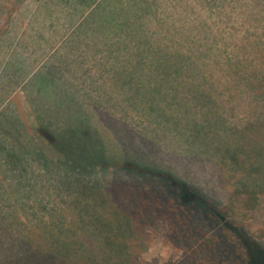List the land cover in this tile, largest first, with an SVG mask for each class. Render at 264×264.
<instances>
[{"label": "trees", "instance_id": "16d2710c", "mask_svg": "<svg viewBox=\"0 0 264 264\" xmlns=\"http://www.w3.org/2000/svg\"><path fill=\"white\" fill-rule=\"evenodd\" d=\"M237 1L54 0L44 10L50 14V27L56 35L66 24L73 26L75 19L83 18L73 27L75 32L67 40L66 47L89 41L90 46L85 45L86 50L98 54L94 63L97 71L99 75L104 73L109 76L103 83L108 91L100 92L99 95L101 103L111 98L116 101L122 98L123 112L117 118L132 119L136 133L150 141L163 133L166 140L174 143V147H178L180 140H185L192 144L189 148L195 146L196 155L202 156L208 154L209 140H219L222 154L220 161H224L223 171H245L252 176L249 185L245 184L244 189L234 191V199L240 201L243 207L254 209L258 203L255 185L264 189V184L255 181V173L264 172V134L257 133L262 130V121L257 129L246 134L237 122L222 119L211 99L216 88L210 81L217 68L229 73L228 81H232V87L241 91L248 87L264 99V0L249 1L250 5L244 4L243 0L237 4ZM88 8L89 12H86ZM57 58L62 60L65 54L62 57L58 55L56 61ZM55 60L36 75L32 84H37V92L43 88L68 85V79L61 80L55 76L54 71L60 70L55 69L58 65L54 64ZM149 91L153 97L146 93ZM123 92H127L126 97L120 96ZM135 104L139 106L135 107ZM182 109L185 117L191 118L190 126L178 120L182 117L179 113ZM37 116L38 120L33 118L31 122L33 131L12 124L2 127L4 137H0V160H3L4 170L12 172L18 168V161L27 158L26 153L31 152L32 135L37 136L33 127L45 128L53 134L58 129L59 125H51L48 114L39 112ZM87 117L90 118L91 114ZM8 128L13 129L12 134L5 136L4 131ZM16 128L25 129L27 138L18 134ZM55 137L59 138L58 135ZM25 140H31V144L24 146ZM36 141H33L37 146L36 151L48 154L50 157L44 158L49 160L54 169L56 165L52 162H59V170L68 167L73 183L70 189L80 191L75 193L79 204L92 205L93 213L102 212L104 208L101 214L107 216H103V220H72L74 229L76 226L82 230H91L94 236L96 234L103 238V242L95 252L83 255V252L76 251L77 254H74L73 250L80 248L77 242L82 243L75 239L63 246L64 237L59 239L53 233L59 228L53 222L48 223L49 232L45 229V234L40 238L28 234L22 226L27 223L34 232L32 228L45 225L14 219L0 220L2 235H11L14 239L24 241V258L6 264H107L110 258L117 260L115 264L136 263L137 256H132V252L136 249L134 253L140 254L144 250V241L147 239L144 223L147 220H166L171 233H174V221L189 218L188 211L194 208V204L191 207L188 202L180 199H161L151 189V185H147L148 190H141L131 183L103 181V175L88 190L83 178L86 168L96 166L118 169L124 167L123 162L119 167L113 158H99L97 152H94L92 156L80 160L81 167L75 168L73 162L79 159L76 156L68 161L70 166L64 160L59 161L62 153L56 152L62 151L64 147L56 143L52 146L57 150L54 152L44 141L42 133L39 139L36 137ZM179 154L193 158L192 152L184 149ZM22 162L23 170L20 173L27 168ZM4 170H0L2 183L8 177ZM156 177L169 186L176 185L167 177L159 174ZM10 178L12 182L16 181L14 174ZM2 183L0 190L3 186H12L11 181L10 184ZM97 198L100 199L98 205L95 203ZM210 207L208 210L214 215ZM15 214L12 212V215ZM57 215L63 216L61 212ZM57 225L60 226L59 223ZM70 247H73L72 252ZM249 259L246 254L241 264H246Z\"/></svg>", "mask_w": 264, "mask_h": 264}, {"label": "rangeland", "instance_id": "374dc122", "mask_svg": "<svg viewBox=\"0 0 264 264\" xmlns=\"http://www.w3.org/2000/svg\"><path fill=\"white\" fill-rule=\"evenodd\" d=\"M249 1L253 2L243 0L244 4H249ZM53 3L54 0H0V137H4L2 129L9 124L33 131V118L38 120L37 115L43 112L50 117L51 125H59L58 129L53 134L45 128H33L36 137L39 139L42 133L44 141L54 152L57 151L52 147L54 144L64 147L56 152L62 153L59 161L64 160L68 164L72 156H76L79 159L74 160L73 166L77 168L82 166L81 159L97 152L99 158H113L119 167L123 162L124 167L118 169L86 168L85 176H82L88 190L103 175V181L131 183L141 190H148L147 185H151L161 199H180L191 207L194 204V208L188 211L189 218L174 221V233H171L166 220H147L144 223L147 238L144 250L140 254L133 250L132 256L136 255L137 260L131 264H241L246 254L250 258L246 264H264V189L255 185L258 203L254 209H247L234 199L233 193L250 184L252 176L245 171H223L219 140L208 141V154L196 155L195 146L189 148L192 144L185 140H180L178 147H174V143L160 133L154 141H150L136 133L132 119L117 118L123 112L124 102L122 98L100 102V92L108 91L103 83L109 76L104 73L99 75L94 64L98 54L86 50L85 45L90 46V42L66 47L67 40L75 32L73 27L83 18L75 19L73 26L66 24L56 35L50 27V14L44 10ZM86 39L89 40L88 37ZM62 54L65 58H57L56 61L55 58L58 55L62 57ZM54 60V64L59 65L55 69H60L54 71L55 76L68 79V85L43 88L37 92V84H32L36 75ZM229 76L222 68H217L211 76L210 83L216 88L211 97L213 107L222 119L237 122L246 134L257 129L262 121V130L257 133L263 135L264 99L248 87H244L243 91L232 87ZM146 93L153 97L150 91ZM120 96L126 97L127 92ZM138 106L135 104V107ZM179 113L182 116L178 118L179 122L189 125L191 118L185 117L183 109ZM88 114H91L90 118ZM12 130L5 129V136H10ZM15 130L27 138L25 129ZM32 137L31 152L26 153L28 156L22 159L23 162L18 161L17 169L12 172L4 170L3 160H0V168L8 176L0 184L12 183V186H3L0 190V220L14 219L45 225L32 228L34 232L27 223L22 226L25 232L40 238L45 229L49 232L48 223L53 222L56 228L59 227L53 233L59 239L64 237L63 246L75 239L82 243L76 241L80 248L73 250L70 247L71 252H83V255L95 252L103 238L94 236L91 230L76 226L74 229L72 220H103V216H107L101 214L104 208L102 212L93 213L92 205L79 204L75 193L80 191L70 189L73 183L68 167L59 170V162H52L56 165L54 169L44 158L49 155L36 151L37 146L33 144L36 137L34 134ZM23 144L30 145L31 140H25ZM183 149L192 152L193 158L181 156L179 151ZM38 156L41 158L38 159ZM21 162L27 167L23 173H20L23 170ZM12 174L16 176L14 182L10 178ZM157 174L169 178L176 183L172 184L176 187L162 183ZM255 181L264 184V172H256ZM180 185L186 191H180ZM99 201L97 198L96 205ZM209 206L223 217V221L210 214ZM12 212L16 214L12 215ZM60 212L63 216L57 215ZM0 241V247L3 246L0 248V264L24 258L23 240L0 233ZM116 261L110 258L107 264H115Z\"/></svg>", "mask_w": 264, "mask_h": 264}, {"label": "water", "instance_id": "95a60500", "mask_svg": "<svg viewBox=\"0 0 264 264\" xmlns=\"http://www.w3.org/2000/svg\"><path fill=\"white\" fill-rule=\"evenodd\" d=\"M211 212L214 214L215 217L219 218L221 221H223V217L214 209L210 208Z\"/></svg>", "mask_w": 264, "mask_h": 264}]
</instances>
